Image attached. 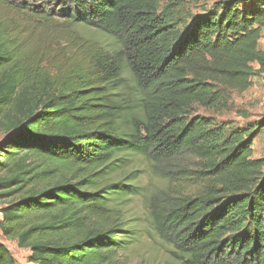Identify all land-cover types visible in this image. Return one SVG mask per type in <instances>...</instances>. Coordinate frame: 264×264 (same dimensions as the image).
<instances>
[{
	"label": "trees",
	"instance_id": "16d2710c",
	"mask_svg": "<svg viewBox=\"0 0 264 264\" xmlns=\"http://www.w3.org/2000/svg\"><path fill=\"white\" fill-rule=\"evenodd\" d=\"M161 1L0 0V237L30 264H117L141 237L123 217L135 160L184 156L198 190L150 209L158 236L185 264H264V119L233 130L193 115L264 72V0L187 17L179 5L199 0ZM48 29L82 43L51 55L30 39ZM0 264H15L1 241Z\"/></svg>",
	"mask_w": 264,
	"mask_h": 264
},
{
	"label": "rangeland",
	"instance_id": "374dc122",
	"mask_svg": "<svg viewBox=\"0 0 264 264\" xmlns=\"http://www.w3.org/2000/svg\"><path fill=\"white\" fill-rule=\"evenodd\" d=\"M175 1L162 0L161 6L164 7ZM217 1L199 0L198 2L184 3L179 5L178 9L186 17L187 14L198 16L211 10ZM64 31L61 35L58 30L55 31L54 29L37 31L31 35L30 39L40 41L43 45V51L51 55L60 50L65 52L66 48H73L82 43L69 37L82 36L83 40H89V43L95 46L96 37L93 32L87 33L83 29L75 28L71 31L73 33L70 32V35L68 30ZM67 42L69 43L65 46ZM102 43L106 45L108 42L103 39ZM259 48L264 52V39L260 41ZM46 56L49 57V55ZM253 68L257 70L258 66L254 64ZM226 97L225 105L220 108L204 109L194 106L193 115L210 118L214 124L224 125L233 130L246 129L260 124L264 119V72L253 76L249 88L245 91H228ZM252 136V159H264V131L254 133ZM4 137L5 135L0 130V143ZM28 162L33 166L43 167L45 165L49 167L35 157H30ZM197 167V161L188 159L187 156L177 159L171 164L160 165L156 168L148 166L144 160L139 158L135 160L133 168L138 171L136 173L139 177L137 183L141 190L138 196L133 197L123 207V217L126 220H131L132 225L138 226L141 237L131 250L119 252L117 264H185L180 259V254L160 238L152 227L150 209L163 206L169 197L196 193L198 186L194 185L191 177H194L193 171ZM0 241L10 252L15 264H30L28 260L29 249L20 248L16 241H7L1 237Z\"/></svg>",
	"mask_w": 264,
	"mask_h": 264
},
{
	"label": "crops",
	"instance_id": "0c3cea01",
	"mask_svg": "<svg viewBox=\"0 0 264 264\" xmlns=\"http://www.w3.org/2000/svg\"><path fill=\"white\" fill-rule=\"evenodd\" d=\"M262 34L264 35V29L262 30Z\"/></svg>",
	"mask_w": 264,
	"mask_h": 264
}]
</instances>
